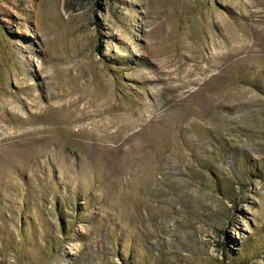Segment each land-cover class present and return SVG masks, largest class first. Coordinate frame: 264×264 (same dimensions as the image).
<instances>
[{"label": "rangeland", "instance_id": "374dc122", "mask_svg": "<svg viewBox=\"0 0 264 264\" xmlns=\"http://www.w3.org/2000/svg\"><path fill=\"white\" fill-rule=\"evenodd\" d=\"M0 264H264V0H0Z\"/></svg>", "mask_w": 264, "mask_h": 264}, {"label": "bare ground", "instance_id": "6f19581e", "mask_svg": "<svg viewBox=\"0 0 264 264\" xmlns=\"http://www.w3.org/2000/svg\"><path fill=\"white\" fill-rule=\"evenodd\" d=\"M109 127V126H108Z\"/></svg>", "mask_w": 264, "mask_h": 264}]
</instances>
